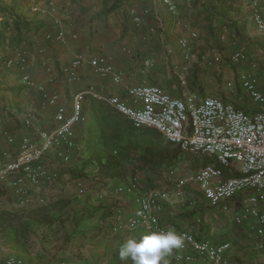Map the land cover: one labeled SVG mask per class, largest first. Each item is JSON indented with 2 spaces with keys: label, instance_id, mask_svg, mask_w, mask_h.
<instances>
[{
  "label": "crops",
  "instance_id": "crops-1",
  "mask_svg": "<svg viewBox=\"0 0 264 264\" xmlns=\"http://www.w3.org/2000/svg\"><path fill=\"white\" fill-rule=\"evenodd\" d=\"M172 1L177 8L175 13L169 12L162 0H0V131L6 130L15 139L13 144H9L0 134V151L10 152L9 156H0V165L15 156L23 136L39 142L38 130H51L56 126V109L62 107L69 114L73 94L89 85L102 93L121 97L126 95L127 86L153 81L152 84L179 96L180 90L175 84L167 82L168 66H173V73L178 77L183 67L197 63L192 52L198 53L199 48H203L201 43L208 48L221 47L224 49L223 56L229 55L236 47L245 51L247 61L229 62L235 66L239 95L229 99L219 96L249 112L263 109L264 104L252 102L237 80L240 71L251 70L257 77L259 90L264 94V35L256 30L251 18L253 0ZM50 2L54 7L49 6ZM257 2L264 16V0ZM130 9L143 14L140 26L132 21ZM145 9L147 14H144ZM58 32L63 33L62 41L56 39ZM191 32H195L197 37L191 38ZM180 39L189 42L188 59L183 58ZM18 50L26 51L24 74L34 85H25L21 80L23 73L15 66L5 64L6 59ZM77 54H81L83 59L74 69L77 78L70 79L62 68L69 65ZM97 56H105L115 69L122 72L119 83H114L110 76L101 77L95 72L90 59ZM145 60L151 62L149 67L145 66ZM251 63L256 64L255 68ZM39 87L55 95L56 100L49 103ZM205 94L215 95H198ZM105 110L115 111L108 104L85 96L82 112L86 119L75 126V138L80 147L71 151L67 163L58 159L53 151L44 157L43 164L55 171L58 177L53 182L40 183L33 191L31 204L18 205L9 181L0 183V215L9 213L17 219V222L11 220L10 224L0 226V264L9 257L21 258L23 264L33 263L32 252H25L31 241L32 224L50 222V212L59 208H50L53 204L62 202L60 207L63 208L71 198L84 196L76 194V180L82 181L85 193L90 196L87 203H98L94 210L103 221H91L89 226L93 229L87 234L82 233L81 246L77 248L79 252L74 261L78 264H102L103 261H97L102 251L101 243L111 251L129 237L139 239L148 233L143 228L127 229L129 233L112 232L115 231L112 227L123 223L133 212L137 194L149 191L141 186L138 179V189L127 190L133 176H143L150 188L167 193V199L157 201L160 209L156 214L163 225L191 233L199 241L214 245L228 243L224 253L226 264H264V248L258 247L259 241L264 238V225L243 211V199L248 190L240 191L216 206L208 203L195 183L184 185L181 195L175 194L178 178L208 164L220 169L221 179L239 176L237 162L232 160L225 166L215 156L182 151L157 131L160 136L147 138L154 144L150 150L156 154L164 148L162 144H168V163L160 161L159 157L143 160L141 156H148V153H145V148H138L136 151L122 150L108 162L103 158L100 163L83 164L88 154L86 139L90 123H95ZM118 114L130 122L124 115ZM27 119L31 121L30 126L25 125ZM157 177L162 180H157ZM119 186L123 187V191H118ZM38 198H43L44 202L39 203ZM35 210L38 216H34ZM236 217H240L241 221L237 222ZM21 222L26 227L24 233L20 229ZM258 229H262L263 234H259ZM175 252L166 257L169 264H211L190 248L184 250L185 254L194 256L189 262L176 260ZM113 255L109 254L111 260ZM35 260L42 261L33 264L57 263L56 260L48 261V257L40 259L35 256Z\"/></svg>",
  "mask_w": 264,
  "mask_h": 264
},
{
  "label": "built area",
  "instance_id": "built-area-1",
  "mask_svg": "<svg viewBox=\"0 0 264 264\" xmlns=\"http://www.w3.org/2000/svg\"><path fill=\"white\" fill-rule=\"evenodd\" d=\"M162 2L169 12L177 11L172 0H162ZM49 6L54 7L52 2ZM251 8V18L255 28L264 35V16L261 14L257 0L252 1ZM129 13L134 24L140 26L143 22V14L136 13L134 9H130ZM147 13L148 10L145 9L144 14ZM190 36L196 38L197 34L191 32ZM46 37L50 38V35ZM56 39L62 41L63 33L58 32ZM179 45L183 49V58L188 59L189 42L186 39H180ZM26 56L24 50L15 51L6 59L5 64L18 68L23 73L22 82L31 86L34 83L27 74H24L27 64ZM227 57L233 64L247 61L245 51L239 47L232 50ZM82 59L83 56L77 54L69 65L62 68V71L70 79H76L74 69ZM218 59L216 56L215 60ZM90 64L99 76H110L114 83L121 81L122 72L115 69L105 56L90 59ZM144 64L150 66L151 62L145 60ZM251 66L255 68L256 64L251 63ZM188 69L187 66L182 68V72L178 75L180 80ZM237 80L240 88L252 102L264 104V94L259 90L257 77L251 70L240 71ZM39 90L49 103L56 100V96L48 94L43 87H39ZM85 96L108 104L116 112L124 115L135 128H150L158 131L167 141L177 145L182 151L215 156L225 166L232 160L237 162L239 176L221 179L220 169L208 164L178 178L175 194L181 195L184 185L195 183L208 203L216 206L231 199L238 192L248 190L249 193L243 199V211L259 224L264 225V108L249 112L213 94L198 95L186 91L179 96H174L160 85L152 83L129 85L126 87V95L121 97L102 93L93 85H89L84 90L73 94L69 114H66L62 107L56 109L54 114L56 126L51 130H38L39 142L23 136L17 145L15 156L0 165V183L9 181L13 198L18 205L31 204L34 200L33 191L40 183L53 182L57 179V173L48 169L42 162L47 154L53 151L58 159L67 163L70 161L71 151L79 149V142L75 138V126L86 119L82 112ZM25 125L30 126L31 121L27 119ZM0 134L5 137L7 143L15 142L14 137L6 130H1ZM1 155L9 156L10 152L0 151ZM74 186L78 196L85 194L86 189L82 181L76 180ZM137 189L138 180L133 176L127 190ZM118 191H123V187H118ZM167 197L166 192L155 189L137 194L133 212L121 224L128 230L143 228L147 232L174 229L173 226L163 225L156 214L160 209L157 201ZM38 202L43 203L44 199L38 198ZM235 220L240 222L241 218L236 217ZM175 231L188 238L184 247L176 250L174 255L176 260L192 261L194 256L184 253V250L190 248L198 257L208 260L211 264L227 263L224 253L229 247L228 243L214 245L208 241L196 240L191 233ZM257 232L263 234L262 229H258ZM258 247L264 248V238L259 241ZM3 264H23V260L18 257H9Z\"/></svg>",
  "mask_w": 264,
  "mask_h": 264
},
{
  "label": "rangeland",
  "instance_id": "rangeland-1",
  "mask_svg": "<svg viewBox=\"0 0 264 264\" xmlns=\"http://www.w3.org/2000/svg\"><path fill=\"white\" fill-rule=\"evenodd\" d=\"M201 45L200 47L203 48H199L198 53H195L194 50L192 52L197 63L189 64L188 74H184L181 80L173 73V66H168L169 74L166 79H169L167 82L175 84L176 88L180 90V93L186 91L195 92L197 94L214 93L215 95L218 94L217 96L221 95L227 99L234 98L236 95L238 96L239 92L236 86L235 66L229 63L227 54L226 56L222 55L224 49L221 47L208 48L204 43H201ZM216 56H218V60H215ZM177 72L179 71L177 70ZM148 82L153 83V81ZM137 179L140 181L141 186L143 185V187L149 190L154 189L146 184L148 180L145 177H137ZM156 179L162 180L161 177H157ZM89 197L90 196L85 193L81 198H71L66 201L65 207H59L50 212V222L44 223L43 225L37 223L32 224V237L28 244V250L25 252H32L34 255L32 260L33 263L42 261H34L35 256H37L40 259L48 257V261L52 260V262L56 260L55 262H64V264H78L74 260L75 255L79 252L77 248L81 246L80 238L82 237V233L87 234L93 229V227L89 226L91 221V223L103 221L98 217L100 216L97 215L98 212L94 210L98 207V203L88 204L87 201ZM99 198L98 196V199ZM95 202H97V200H95ZM112 228L115 230L112 231L113 233H129L122 224ZM100 230L99 228L98 232H100ZM114 242L116 243V240ZM105 247L106 246L101 243L100 248L102 251L100 250L101 253L97 257V261H103L102 264H132L131 260H121L119 258L118 252L120 246L118 248L115 247V249L111 251L106 250ZM74 249H76V251L73 252ZM110 252L114 253L113 261L109 256V254H111ZM43 261H45V259H43ZM28 264H31V262H28Z\"/></svg>",
  "mask_w": 264,
  "mask_h": 264
},
{
  "label": "trees",
  "instance_id": "trees-1",
  "mask_svg": "<svg viewBox=\"0 0 264 264\" xmlns=\"http://www.w3.org/2000/svg\"><path fill=\"white\" fill-rule=\"evenodd\" d=\"M104 111V110H103ZM157 137L160 134L150 128H135L131 122L125 120L122 116H120L117 112H109L105 110L103 115L96 120V122H91L86 144L88 149V154L83 164L87 162H96L100 163L103 158L106 162L112 160L117 156L119 152L122 150H133L136 151L138 148H145V153L141 158L143 160L154 159L159 157L158 159L162 162L168 163L169 155L167 153L169 149L168 144H162V150L158 153L159 156L151 151L150 149L154 146L153 143L149 142L147 138ZM175 156V154L173 155ZM62 202H57L50 206V208H54L56 206H62ZM34 216H38V213H35ZM13 219L9 213L0 215V226L4 224H10ZM21 226L22 233L25 232V228L23 226V222L19 224ZM18 229L15 231V235L17 234Z\"/></svg>",
  "mask_w": 264,
  "mask_h": 264
},
{
  "label": "clouds",
  "instance_id": "clouds-1",
  "mask_svg": "<svg viewBox=\"0 0 264 264\" xmlns=\"http://www.w3.org/2000/svg\"><path fill=\"white\" fill-rule=\"evenodd\" d=\"M186 239L173 228L149 231L139 239L129 237L119 247V258L130 259L132 264H169L166 257H170L174 250L183 248Z\"/></svg>",
  "mask_w": 264,
  "mask_h": 264
}]
</instances>
